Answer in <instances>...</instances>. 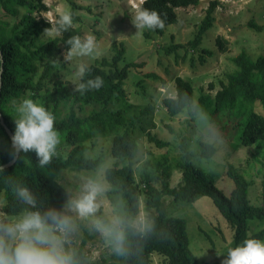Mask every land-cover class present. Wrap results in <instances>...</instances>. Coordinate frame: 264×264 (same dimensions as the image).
<instances>
[{
	"label": "trees",
	"instance_id": "1",
	"mask_svg": "<svg viewBox=\"0 0 264 264\" xmlns=\"http://www.w3.org/2000/svg\"><path fill=\"white\" fill-rule=\"evenodd\" d=\"M199 2L200 0H144L139 9L156 11L165 20L166 27L176 23L178 8L196 6ZM70 3L74 24L80 21L75 10L84 7L72 1ZM217 4L216 0L210 1L193 39L185 45L166 46L163 48L165 52H173L182 46L196 51L203 40L204 32L215 20L213 13ZM18 7H26V12L21 16ZM0 8L5 17L14 19L10 23L8 19L0 17V112L3 120L14 135L15 114L11 102L32 99L55 116L54 126L60 134L57 154L43 168L40 167L35 152L30 151L19 153L12 165L0 169V198L4 214L16 216L29 207L17 199L14 190L17 186L29 188L36 197L37 209H56L62 212L67 200V190L59 182V174L67 169H96L102 161V156L86 159L84 152L87 146L84 142L91 137L112 134L111 155L117 159L128 160L125 165L116 164L105 170V177L110 186L108 195L121 199L125 209L120 222V231L125 236L124 253L118 255L112 247L106 258L91 259L82 249L83 241L82 246L74 251L77 264H150L153 252L164 256V264H198L189 247L186 220L168 213L162 201L163 193L173 196V200L178 204L191 203L200 196L210 197L233 229L232 248L246 238L264 239V228L252 234L247 232L249 220L264 218V205L251 202L249 181L232 165L226 171V175L234 183L229 195L216 187L214 181L219 176L218 173L206 172L195 165L191 161L193 153L186 146H183L182 158L175 163L182 174V183L178 187L169 186L168 179L172 167L166 158L151 164V169L144 173L141 181L135 182L133 159L137 142L133 131L140 117L132 118L127 115L130 105L126 103L124 86L129 68L140 63L127 62L120 65L125 54L124 43L113 42V55L110 58L103 57L88 65L91 71L85 79L101 77V88L77 92L74 91V85L69 87L57 75L58 65L50 56L60 49L68 50L66 42L72 37H79L78 29L72 24L59 37L44 42L39 39V35L46 29H55L60 16L53 24L43 17L37 18L34 11L38 14L47 10L42 0H0ZM249 26L258 30L264 27L254 22H249ZM154 32L162 35L164 29H156ZM151 33L152 31L144 30L145 39H150ZM217 43L222 52L227 51V39L221 40L218 37ZM201 52L209 54L205 48H202ZM199 59L203 61L202 55H199ZM232 60L237 69L228 73L227 80L220 83L221 88L215 94L214 112L235 110L234 114L238 119L234 126L237 133L236 147L264 146V116L252 109L255 103H259L264 109V54L252 60L246 53L241 52ZM191 61L193 64V59ZM53 74H56L54 78ZM137 84L145 94L143 80L140 79ZM175 90L174 97L162 99V105L170 115L188 109H193L191 112L197 114L209 105L207 97H200L197 103L193 102V85L187 79L177 76ZM63 108L68 109L64 115L61 114ZM243 108L247 112L245 117ZM148 110L145 107L141 113ZM84 112L88 114L81 116ZM146 134L148 140L155 142L157 146L167 145L151 133ZM1 137L4 139V147H0V166L14 158L12 141L0 123ZM213 152V146L202 143L199 155L211 157ZM156 180L161 183L160 188L153 185ZM140 190L145 192L147 203L148 223L144 230L133 224L139 213ZM94 214L107 223L101 209L96 210ZM203 264H223V261L211 260Z\"/></svg>",
	"mask_w": 264,
	"mask_h": 264
},
{
	"label": "rangeland",
	"instance_id": "2",
	"mask_svg": "<svg viewBox=\"0 0 264 264\" xmlns=\"http://www.w3.org/2000/svg\"><path fill=\"white\" fill-rule=\"evenodd\" d=\"M70 1L84 7L75 10L80 21L73 25L79 31V37L83 39L87 35H93L97 48L92 56L74 57L68 62L64 61L68 50L60 49L50 56L58 65L57 75L69 87L73 86L75 73L81 62L89 65L103 57L110 58L113 55L111 49L113 42L117 44L122 42L125 45L124 59L120 65L127 62L140 63L129 68L124 86L126 103L130 105L127 115L132 118L140 117L133 131L137 142V151L133 159L135 182L141 181L144 173L151 169V164L166 158L172 167L168 179L169 186L178 187L182 183V174L175 163L182 158L183 146H186L193 153L191 161L195 165L206 172L218 173L219 176L214 181L218 189L226 195L231 193L234 183L226 175V171L232 165L249 181L251 202L264 205V146L236 147L237 133L234 126L238 119L235 117V110L214 112L215 94L221 88L220 83L227 80L228 73L237 69L232 58L241 52L246 53L252 60L264 54V27L258 30L249 26V22L264 25V0H216L218 4L213 13L215 20L204 32L197 50L182 46L170 53L165 52L163 48L174 44L185 45L194 38L205 16L206 8L210 1L214 0H200L196 6L178 8L176 23L167 25L162 35L152 31L150 39H145L144 30L137 32L132 23L142 0H42L47 10L38 14L34 11V15L37 18L43 17L53 24L58 16L71 10ZM25 12L26 7H18L19 16ZM0 15L10 23L14 20L9 16L5 17L1 8ZM48 30L49 32L44 31L39 35L41 41L59 37L54 34L53 28ZM218 37L221 40L227 39L228 43L225 44L227 51L220 50ZM58 45L61 46V43ZM202 48L209 54L201 52ZM199 55H202L203 61L199 59ZM55 76L56 74H53L52 78ZM177 76L192 83L194 103H197L200 97H207L209 105L197 114L191 112L193 109H188L170 115L162 105V99L175 96ZM140 79L145 85V94L137 84ZM145 107L149 110L141 113ZM248 108L250 111L251 106ZM252 109L264 116V109L259 103H255ZM67 112V108L61 109L62 115ZM242 112L245 117L247 114L245 108ZM85 114L84 112L81 116ZM147 132L167 145L157 146L155 142L148 140ZM111 142L112 134L89 138L84 142L87 146L84 156L86 159H97L102 156V161L96 169H67L58 176L59 182L67 190V200L62 212L72 216L76 225L66 247L74 252L84 241L83 251L95 260L106 258L112 251L113 241L104 230L105 226H111L119 221L116 227L120 230L121 217L125 213L121 199L108 195L110 186L105 177V170L116 164L122 166L128 163L126 158L117 159L111 155ZM202 143L213 146L214 152L211 157L199 155ZM0 147H4L3 137L0 138ZM92 182L99 184L103 189L98 194L96 210L101 209L107 223L95 214L79 218L68 208L69 203L79 197L83 186ZM153 185L161 187L157 180ZM173 199V196L166 193L162 195L168 213L186 220L189 247L198 264L211 260L224 261L229 248L233 245V229L212 199L200 196L188 204H178ZM1 207L0 198V219L14 217L4 214ZM147 223L146 194L140 190L139 213L133 224L144 230ZM261 228H264V218L251 219L247 232L252 234ZM164 263V256L157 252L152 253L150 264Z\"/></svg>",
	"mask_w": 264,
	"mask_h": 264
},
{
	"label": "clouds",
	"instance_id": "3",
	"mask_svg": "<svg viewBox=\"0 0 264 264\" xmlns=\"http://www.w3.org/2000/svg\"><path fill=\"white\" fill-rule=\"evenodd\" d=\"M132 23L137 32L165 27V20L156 11L148 9L138 8ZM72 24L73 14L70 11L62 13L53 30L54 34L60 36ZM45 32L49 30L46 29ZM66 43L69 48L64 57L65 62L74 57L92 56L97 48L93 35H87L83 39L72 37ZM90 71L87 63L81 62L78 65L72 83L74 91L83 93L101 88V77L85 79ZM11 104L15 114L13 155L35 152L39 165L43 168L56 156L57 146L60 144V134L54 126L55 116L32 99L13 100ZM14 190L17 199L29 207L12 218L0 219V264H77L75 253L66 247L70 235L75 231V219L56 209H37L35 195L25 186H17ZM101 191L103 189L99 184H85L79 197L72 200L68 208L79 218L93 215ZM118 223L116 221L111 226H105L104 230L112 238L113 251L121 255L124 253L125 236L116 227ZM223 264H264V240L246 238L235 248H229Z\"/></svg>",
	"mask_w": 264,
	"mask_h": 264
},
{
	"label": "water",
	"instance_id": "4",
	"mask_svg": "<svg viewBox=\"0 0 264 264\" xmlns=\"http://www.w3.org/2000/svg\"><path fill=\"white\" fill-rule=\"evenodd\" d=\"M0 54H1V52H0ZM1 63H2V60H1ZM1 72H2V67H1V70H0V79H1ZM0 86H1V81H0ZM0 123L3 125V127H4V129H5L6 133H7V135L9 136L10 140L12 141L14 135H13L12 131H11V130L7 127V125L5 124L1 112H0ZM17 156H18V155H15L14 158H13L11 161H9V162H7V163L1 165V166H0V169H3V168H5V167H7V166L12 165V164L16 161Z\"/></svg>",
	"mask_w": 264,
	"mask_h": 264
}]
</instances>
